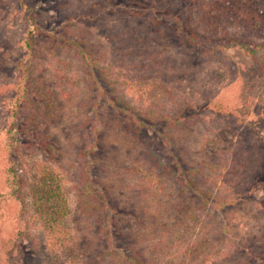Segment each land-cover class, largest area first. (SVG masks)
<instances>
[{
  "label": "rangeland",
  "instance_id": "1",
  "mask_svg": "<svg viewBox=\"0 0 264 264\" xmlns=\"http://www.w3.org/2000/svg\"><path fill=\"white\" fill-rule=\"evenodd\" d=\"M140 1H28L40 26L35 37L36 83L14 119L17 142L10 155L11 102L21 75L18 64L26 56L23 44L28 24L23 21L20 0H0L1 264H71L52 252L34 209L24 211L22 202L10 196L7 172L12 163L21 176V197L29 205L34 203L35 172L55 171L68 209V237L73 240L74 235L80 244L82 261L115 264L105 256L107 247L99 226L89 225L83 185L91 179L103 189L110 200L109 210L119 212L115 213L117 233H121L117 234L119 246L132 247L134 239L128 241V235L136 230L132 216L142 211L149 214L159 207V199L148 197L144 190L158 191L165 180L173 182L171 173L178 157L169 149L187 168L199 165L203 169L195 176L198 191L174 193L176 212L190 208V202L185 201L192 196L198 199L193 204L201 208L183 220L167 212L163 217L166 226H150L144 243L156 245L158 241L162 247L172 240L166 256L174 264H250L264 251V186L253 191L249 201H242L260 164L257 155L264 147V72L260 70L264 51L250 54L227 47L228 40L236 37L253 46L257 31L229 25L236 19L232 11L236 0H187V7L179 0H156L159 6L154 15L118 16L112 9L102 14L112 2L123 6L131 3L136 10ZM141 4L151 5L146 0ZM179 25L186 36L194 31L205 49L214 47L219 55L206 56L185 43ZM120 31L123 34H116ZM261 35L264 43V33ZM117 43L120 57L114 69L108 61ZM83 49L101 61L99 70L114 75L110 81L118 80L122 86L118 92L135 112L148 120L155 118L154 128L139 133L123 111L100 94L82 61ZM152 76L156 77V94L145 84ZM214 99L225 102L229 109L210 104ZM44 107L54 111L50 120ZM177 116L184 118L180 125L168 126ZM90 127L97 128L99 142L87 157L85 147L93 139ZM244 161L248 172H233ZM225 165L229 169L222 172ZM208 167L214 177H208L204 170ZM259 179L264 182V171ZM231 183L237 189L234 194H238L239 204L229 214L215 206V215L210 216L214 205L211 199L208 206L201 203L204 195L228 197ZM23 214L30 217L27 222H22ZM206 220L208 224L201 223ZM175 221L178 226L172 229ZM212 223H216L214 231L209 227ZM20 233L24 237L17 240ZM198 238L195 245L192 239Z\"/></svg>",
  "mask_w": 264,
  "mask_h": 264
},
{
  "label": "trees",
  "instance_id": "2",
  "mask_svg": "<svg viewBox=\"0 0 264 264\" xmlns=\"http://www.w3.org/2000/svg\"><path fill=\"white\" fill-rule=\"evenodd\" d=\"M29 0H20L21 4V10H22V18L23 21L28 24V33L25 38L23 48L26 50V56L24 59L21 60L18 64V68L21 71V75L17 79L15 83V91H16V98L13 102H11L12 106V122L10 125V128L8 129L9 134V140H10V155L12 153V149H14V146L16 144V134L14 132L15 130V121L14 119L18 116L19 108L22 106L24 102L28 100V96L30 95L31 91V85L36 83V76L34 74V68L36 64V39L35 37L38 35L40 31V26L37 23V18L35 14V9L32 8L28 4ZM116 1V0H115ZM145 0H141L138 4V8H136L131 3L128 5H120V4H113L108 5L106 8V11L104 12L102 10V14L108 12L112 9V12L118 14V16H130L136 18L139 17V15L145 16L149 12H151L153 15L157 14L158 11H155L156 8L159 6V2L156 0H146L150 2L149 5L141 4ZM180 3H182L183 7H187L186 1L187 0H179ZM195 2V1H193ZM119 3V2H118ZM185 3V4H184ZM236 8H233L232 11L234 14H236V19L229 21V25L232 26L236 24H240L241 26L248 27L249 30L257 31V37L256 41H254L253 46L249 45L244 41L241 37L231 38L228 40L229 46L227 45L228 49L232 48H239L242 49L250 54H254L257 51H264V43H261L262 41V33H264V0H236ZM169 12L172 11L169 9ZM170 15V14H169ZM229 15V14H228ZM126 18V17H125ZM122 19V18H121ZM124 19V18H123ZM235 22V23H234ZM181 23L180 20H177V24ZM182 26L179 25V31L181 37H185V43H188L189 46L196 47L197 49H200L203 51V54L206 56H212L216 57L218 56L217 50H215L214 47L210 49H205V44L202 42L201 39L196 38V34L194 31L191 32V36H186L187 34L185 31L181 28ZM211 28H214L211 26ZM116 34L121 35L123 34L122 31L117 32ZM182 39V38H181ZM183 40V39H182ZM115 44V43H114ZM117 48L114 49V53L112 52V55L109 56L108 64L112 65V67L115 69L117 67L118 59L120 57L119 53V46L120 44L117 43ZM83 59V63H85L88 68V71L91 73V79L93 81V86H98L100 89V94L102 93L106 98L109 99L110 102H112V105L119 108L121 111H123V115L133 123L134 127L138 129L139 133L143 132L144 130L148 128H154L155 122L152 118L151 121L148 120V116H143L142 114H139L135 112L133 109V105L127 101L120 95L118 92L122 89V86L117 84L115 81L111 78L114 75H106L103 71V68L98 69L99 64H101L99 59H97L89 49H83V54L81 56ZM156 57V53H155ZM121 64H124L125 61L120 60ZM124 62V63H123ZM260 70L264 72V64H261ZM264 78V74L262 75ZM156 77L152 76V79H150V82L148 81L147 84L148 87L152 89V94H156V87L153 85H156L155 81ZM167 89V88H165ZM148 101L146 100V103ZM210 104L213 106L217 104L218 107H221L222 110H228L229 106L225 102L220 100H212L210 101ZM216 106V107H217ZM45 108V107H44ZM21 109V108H20ZM47 108H45V115L47 119H51L53 117L52 112L54 111H46ZM151 109H149L150 112ZM162 118V117H160ZM165 120H170L171 117L164 116ZM163 119V120H164ZM183 117H176L171 120V122H168V126L173 125H180V123L183 121ZM189 121V119H188ZM90 136L93 138L91 142L88 143V145L85 147L87 157L89 154H92L96 151L97 145H98V130L97 128H91L90 127ZM169 152L172 153V155L176 158L175 166L172 170V176L173 182L164 181L162 185L158 188V191H150V189L146 188L145 195L148 197H152L154 199H159L158 204L159 207L153 212L150 211L149 214L144 211L143 213H138L134 216H132L131 222L136 224V230L134 233L128 235L129 236V242L131 239H134L135 243H133L131 246H125L121 247L119 246V238L117 237V234L121 235V233H117V222L116 217L119 212H115V209L109 210L108 206L110 203V200L106 193L103 191L102 188H100L97 185H94L93 180H89L88 183H84L83 189L85 188V194L83 195V203L86 206L88 212L87 216L89 218V225L92 226L98 225L99 226V234L102 236V238L105 240V245L107 247V251L105 252V256L109 257V260L111 263L115 264H174L173 259H169V255H167L168 247L173 243L172 240L168 242V245L165 244V246H160V242L156 241V245L150 244L147 245V242L144 243V239L146 237L147 232L149 231L150 226H166V221L163 220V217L167 215V212H171L170 214L173 215V213H176L182 220L183 217H192L191 213H196L198 209H200V206L194 205L193 203L198 201L197 198H187L185 203H189L190 208H183L181 211V214L176 212L175 206L172 203V199H175L174 193H183L188 192L190 190H196L198 191V185L197 181L195 179V176L198 175L203 169L199 167V165H192L190 168H187L186 164H184L183 159L176 155L175 151L173 149H169ZM258 161L260 164H258L254 171L252 176V180L247 185V190L243 194V202H247L250 199L249 196L253 193V191H258L259 188L264 186V182H262L260 178V172L264 171V147L261 149L260 153L257 155ZM247 161H244V163H238V167H234L232 170L237 171L238 174L244 175L248 172L249 166L245 165ZM237 165V164H236ZM198 166V167H197ZM229 169L227 165L223 166L222 172H226V170ZM206 170L208 177H214L215 175L210 170V168L204 169ZM18 168L15 164H11L10 168L7 172V184L9 186L10 190V196L14 198L17 201L22 202V208L24 211H27L26 208H32L34 209V216L38 218V220L42 223L43 229L45 231V234L48 238V241L50 243V247L52 249V252L57 256L63 257L65 261H68L67 263L71 264H84V262L81 259V252L82 248H80V244L78 241H76L74 235L73 240L68 237V221L66 220L68 216V209L65 206V199L62 194V189L59 187L60 179L58 174L55 175V171L51 172L50 170L45 171L44 173H39L38 171L35 172V182L32 188L33 193V202L31 205L28 204L27 200H24L22 197V181L21 176L18 174ZM232 172V173H233ZM86 175L89 176L88 172H86ZM203 175V174H202ZM246 180H248L247 177H245ZM175 180V181H174ZM232 184V183H231ZM228 187V197H215V198H208L207 195H204L201 203H206L207 206L210 204V199L213 202L214 207L211 208L209 211V215H215L214 210L215 206H218L219 210H222V212H225L224 214H229L230 211H232L240 202L238 194H234L236 192V188L233 186V184ZM230 188V189H229ZM169 189L167 192L165 190ZM162 192H165L164 195ZM231 195V196H230ZM22 196V197H21ZM1 199V196H0ZM262 208V207H261ZM139 211V209H138ZM141 211V210H140ZM190 211V212H189ZM28 212V211H27ZM64 212V213H63ZM116 213V214H115ZM36 214V215H35ZM27 218L30 219V217L27 214H23L22 216V222H27ZM179 220V222L181 221ZM185 220V219H184ZM204 220V219H201ZM202 224H208V220L202 221ZM216 223H212L209 227H214ZM177 222H174V225L171 227L172 229L177 228ZM222 226V225H221ZM215 227L213 228L214 231ZM217 231H221L220 227H217ZM212 231L209 233L211 234ZM171 233H169L170 236ZM208 234V235H209ZM24 237L23 233L18 236L17 240H20ZM171 237V236H170ZM204 238V237H203ZM199 238L197 240L192 239V242L199 243ZM204 240V239H203ZM191 244L189 243L188 246ZM252 248V247H251ZM147 254V255H146ZM165 254V256L163 255ZM260 257L257 256L256 259L253 261V263L250 264H264V251L260 253ZM1 259V257H0ZM2 261L0 260V264Z\"/></svg>",
  "mask_w": 264,
  "mask_h": 264
}]
</instances>
